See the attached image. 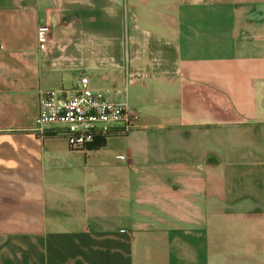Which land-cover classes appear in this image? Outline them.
Returning a JSON list of instances; mask_svg holds the SVG:
<instances>
[{
	"label": "crops",
	"instance_id": "0c3cea01",
	"mask_svg": "<svg viewBox=\"0 0 264 264\" xmlns=\"http://www.w3.org/2000/svg\"><path fill=\"white\" fill-rule=\"evenodd\" d=\"M81 73L140 120L73 151ZM0 264H264V0H0Z\"/></svg>",
	"mask_w": 264,
	"mask_h": 264
},
{
	"label": "built area",
	"instance_id": "2783aa9c",
	"mask_svg": "<svg viewBox=\"0 0 264 264\" xmlns=\"http://www.w3.org/2000/svg\"><path fill=\"white\" fill-rule=\"evenodd\" d=\"M38 45L41 53L50 50V24L39 27ZM111 93L110 89L93 88L90 77L84 73L73 87L42 91L35 131L43 134L47 127H54L73 151L86 150L98 140L126 136L138 126L140 115L126 102L108 99Z\"/></svg>",
	"mask_w": 264,
	"mask_h": 264
},
{
	"label": "trees",
	"instance_id": "16d2710c",
	"mask_svg": "<svg viewBox=\"0 0 264 264\" xmlns=\"http://www.w3.org/2000/svg\"><path fill=\"white\" fill-rule=\"evenodd\" d=\"M100 141H102V142H103V141H105V140H98L96 143H98V142H100ZM96 143H95V144H96ZM95 144H94V145H95Z\"/></svg>",
	"mask_w": 264,
	"mask_h": 264
},
{
	"label": "rangeland",
	"instance_id": "374dc122",
	"mask_svg": "<svg viewBox=\"0 0 264 264\" xmlns=\"http://www.w3.org/2000/svg\"><path fill=\"white\" fill-rule=\"evenodd\" d=\"M51 26V25H50ZM52 27V26H51ZM65 138H63V140H64ZM66 140V139H65Z\"/></svg>",
	"mask_w": 264,
	"mask_h": 264
}]
</instances>
